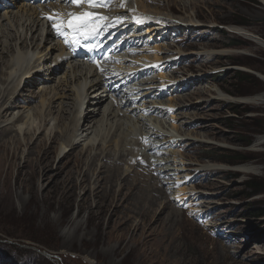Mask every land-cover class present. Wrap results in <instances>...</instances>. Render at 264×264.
I'll use <instances>...</instances> for the list:
<instances>
[{"label":"rangeland","instance_id":"obj_1","mask_svg":"<svg viewBox=\"0 0 264 264\" xmlns=\"http://www.w3.org/2000/svg\"><path fill=\"white\" fill-rule=\"evenodd\" d=\"M167 1L158 0V4L153 5L140 0L139 8L148 6L151 15L156 17L180 18L179 25L156 26L160 28V36L144 28V36L148 38L145 42L135 41L138 45L133 46L140 58L134 60L135 63L157 56L164 65V69L157 71L160 68L157 66L147 77H153L152 85L157 86L159 93L164 90L166 93L162 98L151 97L148 101L190 106L188 110H178V114H168V125L174 124L180 128L179 132L187 131L192 138L198 139L191 145L185 141L174 146L167 143L157 147L158 153L154 155L149 152L153 157L165 158L167 165L171 164L168 176L162 177L165 194H161L156 203L143 205L141 190L131 192L130 183H126L122 194L116 184L112 186L113 192L121 197L119 201L114 199L115 193L112 197L102 190L93 196L89 190H83L91 185L90 178L96 177L97 173L109 177V167L115 160H103V155L114 153L115 145L98 143L90 152L96 155H90V148L83 149V142L76 148L71 146L70 139L64 138L61 132L65 123L75 126L76 118L75 114L70 115L69 105L64 104V114L54 110L48 117L45 130L57 127L54 141L45 139L40 142L46 137L47 131L44 130L37 134L38 138L35 135L29 155L26 142L21 146L18 160L21 165L27 156L35 160L47 154L51 158V166L45 169V179L37 181L32 178L30 164L22 169L24 180L21 187H16L21 167H14L9 177L0 172V264H264V216L254 214L256 209L264 207V99H260L261 95L264 96V0H171L170 4L175 5L173 8L164 5ZM121 4L120 8L131 6V0L123 7ZM5 11H0V17ZM124 19V22L129 20ZM232 27L244 28L256 34L259 40L237 36ZM42 41L38 50L49 45L44 44V39ZM167 45L171 46L170 50L165 49ZM147 53L150 59L142 57ZM49 67L51 64H46L38 74L48 78L53 70ZM3 69L9 71L8 66ZM174 69L177 71L175 75L172 73ZM69 71L65 65L52 74L54 80H45L48 82L36 87H29L24 81L19 92L10 95L31 97L30 106L35 107L32 114L40 124L39 89L55 86L61 77L67 73L70 75ZM161 74L164 76L160 77ZM174 77L178 82L184 80L186 85L190 80L191 84L181 89L163 86V80ZM0 92V108H3L0 110L6 111L0 127L8 126L9 121H18L12 125V131L1 137V153L5 141L8 146L15 144V140L9 139L11 136L20 138L17 130L26 117L23 113L27 105L24 107L21 99L15 101L4 93L5 87ZM87 107L92 109L94 105H86L84 109ZM145 117L152 122L160 120L153 111ZM189 117L193 118L189 123L191 127L183 128L181 121ZM100 119L101 114L97 121ZM82 132L87 135L86 131ZM160 139L148 136L144 142L153 144ZM36 144L40 147L37 148ZM60 145L66 147L61 154ZM170 151H175L178 159L175 160ZM232 152L240 153L236 163L216 160L235 159ZM182 153L184 162L179 157ZM98 163L108 166L103 168L105 172H100ZM119 165L123 168L133 166L130 161ZM184 166L185 170H174ZM123 168L113 174L117 177V184ZM207 168L214 171H204ZM61 169L62 172L58 173ZM81 170H87L84 178L88 181L82 187H76L73 178H82ZM134 177L129 175L128 180L134 181ZM123 178L122 175L119 183ZM139 179L143 183L142 178ZM5 181L9 187H3ZM182 188L185 191H179ZM166 201L170 205L159 215ZM174 207L178 209L175 220L178 219L179 223L166 224ZM211 210L213 213L208 215ZM76 223L82 224V229L74 230ZM218 237L226 239L228 244L219 241L221 238Z\"/></svg>","mask_w":264,"mask_h":264},{"label":"bare ground","instance_id":"obj_2","mask_svg":"<svg viewBox=\"0 0 264 264\" xmlns=\"http://www.w3.org/2000/svg\"><path fill=\"white\" fill-rule=\"evenodd\" d=\"M141 1L153 5L158 4V0ZM139 2L140 0H131V6H124L122 9L117 10V12L121 16L129 18L128 22L131 23V27H134L136 41L145 42L143 30L145 25L147 27V29L146 27L145 29L148 30L147 32L153 33V35L155 36H160V28L157 27L164 26L168 23L179 25L180 18L178 20L171 16L156 17L154 15H151L149 9H147L148 6L142 5L143 8H139ZM170 2L171 0L167 1V3L165 2L164 5L166 4L167 7L173 8L175 5L174 3L170 4ZM86 5L87 4H81L80 6H76L74 4L65 2V0H60V2L56 3H40L34 0H0V11L6 10V13L0 17V65H3L5 67L8 66L9 69V71L5 72L2 66V70H0V81L3 80L0 82V91L5 87L6 92L4 93H7L9 96H11L10 94L13 95L17 91L19 92V87L22 86V83L24 81L29 87H36L40 83L48 82L45 80H54L52 74L60 70L65 65H67V68L70 70V75L67 73L64 78L61 77L55 86L42 87L41 89H39V93L41 94V100L39 102V115L40 117H42L40 124L36 123V119L32 114V111H34L33 108L35 107L30 106V103L32 101L31 97L21 98L20 96H11L15 101L18 102L21 99V105H27V107L24 106L25 112L23 113L22 111V113L25 114L26 117L25 119H22L21 127L18 126L19 129L17 130V133L21 134L22 137L20 136V138H15L16 135L14 137L11 136L9 139H13L16 141L12 146H8L9 143H6L7 141H5L2 152L0 153V172H4L6 177H9L14 167H21V169L19 168L20 172L17 175L16 179V187H21L24 180V167L26 166V164H30V175L32 176V178H35L36 180L38 179L37 181L45 179V169L48 166H51V158H49L47 154H43L41 157H38L35 160H32L27 156L25 158L24 164L21 165V163H19L18 161L20 158L21 146L26 142V146L28 148L27 155H29L30 149H32V146L35 142L33 141V139L35 135H37L38 133H42L46 129L48 117H51L50 115L54 110L58 111V113L64 114V112H66V109H64V104H67L70 107V115L71 113H73V116L75 114L76 122L75 126L73 127L65 123L64 127L62 126L63 128L61 134L64 138L70 139L69 143L71 142V146L73 145V147L76 148V146L80 145V143L83 142L85 145L83 149L85 148V150H87L90 148V153L93 151V149H95L94 147L98 143H102L103 146H105V143L107 144V142L115 145L114 153L107 152L105 155H103V160H105L106 158L108 160H115L112 166L109 167L112 169H109L108 171L109 177H103L100 173H97L96 177L92 176L90 178V187L88 185L85 187L83 186V190H89L90 194L93 196L99 195V193L104 190L110 193V196L113 197V195L116 194V192H113V185L116 184L118 186V192L120 194L124 190L125 185H128L126 183H130L129 190L131 192H133L134 189L141 190L140 196L143 197V205H148V203L152 205L156 203V199H160L161 194H165V189L163 185H161L162 177L168 176L167 171L170 170L169 166L171 165H167L168 162L165 160V158L153 157L154 154L158 153L156 148H161L167 143H171V146H174L175 144H182L185 141L191 145L198 141V139L192 138L190 135H188L187 131H184V133L179 132L180 128H178V126H175L174 124H171L173 126L168 125V114H178V110L185 111L188 110L190 106H182L178 104H176L175 106H171L165 105L162 102H157L156 100L148 101V98L151 97L162 98L164 96L161 94L162 92H158V90L156 89L157 86L152 85L154 81L153 77L141 83H133L130 90H128L127 84H123L119 88L115 89V87L117 86L115 85V83H117L119 80H117L116 82L114 81L119 77H122V79L125 80H131L143 70H145V73L143 74H146L150 67L156 68L158 66L160 67L159 69H164V65L161 64V62L159 61V57L157 56L152 59L151 56L147 53L142 57L144 59L151 58V60L136 63L140 65H134L133 63L135 62H132L126 67L110 66L111 64L107 65L104 60L100 61L99 59H97V57H93V59L95 60L93 64H87L86 62H84V60L85 58H90L89 55L81 53L74 47V45L70 46L69 44H66L64 42V38L60 35L59 39L57 40L56 33L54 31V28L52 27L53 22L57 19L55 14L59 13L61 15H64L72 12L79 13L81 12V8L85 7ZM50 16L53 17L52 20L48 18ZM190 20L188 22H190V25H192V21ZM121 32L127 35L132 32V30L130 28H125ZM232 32L235 35L246 39L250 38L259 40V37L256 34H253L244 28L232 27ZM30 34L31 38H29ZM43 39L44 44L49 45L47 46V48L45 46V49L43 50H38L42 45ZM154 40L155 42L157 41L156 39ZM146 44H149V41H147ZM34 47H36V49H34ZM170 48V45H167V47H165L166 50H170ZM158 49L161 50L160 46H158ZM107 54H109V51H105V55ZM49 63L51 64V67L49 68L53 69L50 76L48 78H45L44 74H38V72H40L42 68ZM144 67L148 68L144 69ZM32 73L33 75L31 76ZM172 73L175 75L177 71L174 69ZM163 76L164 75L161 74L160 77ZM162 82L163 86L171 85L175 86V89H181L191 84L190 80L188 81L189 83L187 85L184 83V80L178 82L176 81L175 77L166 81L163 80ZM138 90L141 91L139 93V96L145 97L146 100V102L141 107L138 106L141 100L138 101L137 98L127 99V101L122 100L133 95L134 93H131V91ZM66 91L73 92V94H66ZM98 96L99 98L97 99ZM7 97H4L5 100H7ZM90 98H93L94 100L97 99V101H88V99ZM184 98L185 97H183V99ZM64 99H66V101ZM260 99H264V96L261 95ZM10 100L12 101V99ZM94 102L96 104H94ZM4 105L2 107H4ZM86 105H94V107H92V109H90L89 107L84 109ZM0 109L3 110V108ZM2 110H0V121L6 115V111ZM151 111H153V113L155 114H158V116L160 117L159 121L158 119H155L152 122L145 117L147 112ZM99 114H101V119L97 121ZM164 115H167V117L161 118ZM180 117L181 116L178 115L179 119ZM189 118L190 119L188 120L181 121L183 128L191 127L189 123L193 118ZM93 122L96 123L92 125ZM16 123H18V121L12 120L9 121L8 126L5 127L4 125V127H0V139L3 135L8 134L10 130L12 131V125L14 126ZM173 127H176V130H174ZM196 127L197 125L195 126V128ZM56 128V126L47 128V130H45L47 131L45 132L46 137L44 139H41L40 142L42 143V141L45 139L48 141H54L57 135V131L55 130ZM82 130L86 131L87 135L84 136L85 132L83 133ZM148 136H155L156 138L159 137L162 139H160L161 141H158V143L154 142L153 144H149V142H144V139L148 138ZM38 137L39 135H37V138ZM32 141L33 143H31ZM35 146L37 148L40 147V145L38 144H36ZM60 146L61 147L59 154L63 153L66 149V147H64L63 145ZM141 149H143L144 151L142 152ZM50 151L54 150L51 149ZM149 152L153 153V155L149 154ZM92 154L90 153V155ZM169 154H173L175 160L178 159L176 157L177 153L175 151H170ZM179 157L184 162L185 155L182 153L179 155ZM91 158L93 157L91 156ZM92 160L90 159L89 161ZM127 161H130L133 166L131 167L129 165L123 168L119 165V163H127ZM102 164L103 163H98V165H100L101 167V173L103 168L107 166H102ZM120 168H123L124 170L121 171L122 173L118 178L117 184L115 180L117 177H115L113 174L114 172L120 170ZM185 169L186 166H184L182 169L175 168L174 170L182 171ZM131 170L133 172H131ZM208 170L211 172L214 171L211 168H207L204 171ZM84 171L87 172V170H81L80 173L84 174ZM61 172L62 169L59 170L58 173ZM85 174L82 178H80L81 176H76L75 178H73L70 175V178H73V183L76 187H82V185H84L88 181L86 178H84ZM122 175L124 176V178L119 183ZM129 175H135L133 179L134 181L130 182L128 180ZM86 176H88V174ZM139 178H142L141 181L143 183L140 182ZM104 179L105 181L103 182ZM124 180H126V182ZM3 187H9L8 181H5L3 183ZM179 191H185V188H182V190ZM119 194H116L117 196L114 198L117 201H119L121 198ZM149 194H152V196H150ZM182 194H180V197L182 196ZM154 196L157 198H155ZM185 200L187 199L185 198ZM169 205L170 203L166 201L162 207V210H160L159 215H162L163 212L168 209ZM142 208H144V210L146 209L145 206H143ZM158 211L154 213H157ZM177 211L178 209L174 207L173 212L171 214H168V217L166 218V224L170 223L174 225L179 223L178 219L177 222L175 220V213H177ZM211 213H213L212 210L208 213V215H211ZM80 229H82V224L76 223L74 226V230ZM217 233H219V231H217ZM218 238H221L219 241L228 244L226 239H223L222 237ZM222 246H224L223 243ZM224 248L228 247L224 246Z\"/></svg>","mask_w":264,"mask_h":264},{"label":"snow or ice","instance_id":"obj_3","mask_svg":"<svg viewBox=\"0 0 264 264\" xmlns=\"http://www.w3.org/2000/svg\"><path fill=\"white\" fill-rule=\"evenodd\" d=\"M65 2L76 6L87 4L88 9L107 8L111 4V0H65ZM123 6L122 3L121 7ZM55 15L57 19L52 27L58 35L64 38V42L70 46L85 47L88 51L95 50V46L88 41L100 36L115 23V21H110L109 17L91 10ZM48 18L53 19L51 16Z\"/></svg>","mask_w":264,"mask_h":264},{"label":"trees","instance_id":"obj_4","mask_svg":"<svg viewBox=\"0 0 264 264\" xmlns=\"http://www.w3.org/2000/svg\"><path fill=\"white\" fill-rule=\"evenodd\" d=\"M232 154V156L236 159H232V160H229V161H226V160H224V159H216V160H218V161H223V162H227V163H231V164H233V163H236V161L238 160V158H239V156H240V153H238V152H232L231 153ZM257 210V211H256ZM255 211H254V214L256 215V216H260V217H262V216H264V207L263 208H259V209H256Z\"/></svg>","mask_w":264,"mask_h":264}]
</instances>
